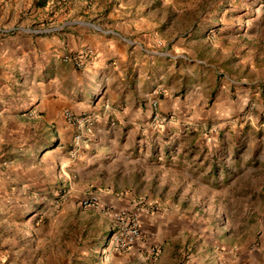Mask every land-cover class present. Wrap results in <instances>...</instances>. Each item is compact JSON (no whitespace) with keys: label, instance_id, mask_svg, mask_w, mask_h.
<instances>
[{"label":"rangeland","instance_id":"obj_1","mask_svg":"<svg viewBox=\"0 0 264 264\" xmlns=\"http://www.w3.org/2000/svg\"><path fill=\"white\" fill-rule=\"evenodd\" d=\"M91 9L140 62L104 125L0 130V264H264V0H0V40ZM133 217L158 259L111 249Z\"/></svg>","mask_w":264,"mask_h":264},{"label":"crops","instance_id":"obj_2","mask_svg":"<svg viewBox=\"0 0 264 264\" xmlns=\"http://www.w3.org/2000/svg\"><path fill=\"white\" fill-rule=\"evenodd\" d=\"M69 12L35 15L39 19L47 18L43 31L22 29L12 38L0 40V88L4 91L3 86L14 76L17 77L16 84L24 88L17 97L16 106H11L15 97L7 103L8 108L15 109H5L0 114V130L17 132L6 139L23 131H37L39 125L36 124L40 123L43 125L41 130H61L67 126L65 111L68 110L75 114L99 110L98 118L104 125L106 117L112 113L105 108V101L112 105L116 100L121 101V97L110 89L111 77L126 74L132 65L140 62L132 44L125 39L133 33L132 25L119 22L108 25L104 20L110 15H91L95 9L84 15H70L74 11ZM84 47L91 48L96 54L95 60L84 69L63 62L65 54ZM130 79L129 83L133 84L131 76ZM129 105L126 104V113ZM100 111H103L101 116ZM28 114H32L31 118ZM158 230L153 225L152 231ZM143 246L139 243L128 255L134 254V259L144 262L146 259L140 252L144 250ZM228 264L239 262L236 259Z\"/></svg>","mask_w":264,"mask_h":264},{"label":"built area","instance_id":"obj_3","mask_svg":"<svg viewBox=\"0 0 264 264\" xmlns=\"http://www.w3.org/2000/svg\"><path fill=\"white\" fill-rule=\"evenodd\" d=\"M96 54L89 47L81 48L78 51L65 54L62 57L63 62L69 63L75 66L77 69H84L89 62L95 60ZM154 107H157V102L153 103ZM109 109V105L105 106ZM66 119L73 125L80 124L81 121L71 112L65 113ZM93 119L88 118L87 123L89 125V131L92 130ZM142 231L139 220L137 217H133L129 222L120 226L118 232L111 239V249L119 253L130 252L136 245L142 241ZM160 256V249L155 247L149 252V256L146 259L156 260Z\"/></svg>","mask_w":264,"mask_h":264}]
</instances>
